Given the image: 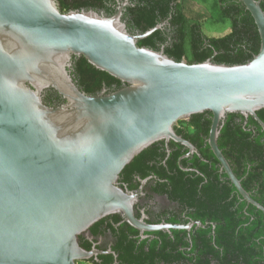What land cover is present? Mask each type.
<instances>
[{"label": "water", "instance_id": "1", "mask_svg": "<svg viewBox=\"0 0 264 264\" xmlns=\"http://www.w3.org/2000/svg\"><path fill=\"white\" fill-rule=\"evenodd\" d=\"M241 1L257 24L261 48L249 62L228 65L177 61L164 47L140 46L162 24L131 32L124 21L129 0H117L112 15L63 12L57 0H0V264H78L112 253L86 249L80 236L91 239L92 226L116 214L141 238L206 227L201 221L149 223L136 210L148 179L133 191L120 178L159 141L168 153L170 141L186 146L182 158L200 155L176 126L208 111V143L221 171L264 213L218 144L228 113L252 116L264 129L258 115L264 109V9L261 0ZM75 56L125 86L86 93L71 74ZM51 90L65 102L48 104Z\"/></svg>", "mask_w": 264, "mask_h": 264}, {"label": "trees", "instance_id": "2", "mask_svg": "<svg viewBox=\"0 0 264 264\" xmlns=\"http://www.w3.org/2000/svg\"><path fill=\"white\" fill-rule=\"evenodd\" d=\"M63 12L94 9L112 15L117 0H57ZM123 1V0H121ZM124 21L133 33H144L158 24L162 27L139 40L140 46L165 53L177 61L200 63L208 59L228 65L249 62L261 48V36L252 14L241 0H190L204 4L208 11L189 14L188 0H129ZM264 9V0H261ZM229 26L221 36H210L206 27ZM71 74L77 85L91 95L105 88L116 91L125 84L109 73L97 69L84 57H74ZM45 100L60 105L65 100L55 91H47ZM264 121V109L258 112ZM212 113L192 115L176 126L178 134L191 141L200 155L188 153L181 143L165 141L146 148L126 166L120 178L123 187L137 191L142 180L147 196L166 197L173 209L166 211L173 224L201 221L191 231L146 232L139 230L119 214L108 216L91 228L92 235L111 231L115 236L112 255L102 254L94 264H264V213L242 198L209 143ZM218 144L236 176L252 198L264 206V129L250 116L228 113ZM187 168L189 170L183 169ZM137 216L141 214L137 211ZM149 223H160L157 216ZM153 235V236H151ZM86 249L92 243L81 235Z\"/></svg>", "mask_w": 264, "mask_h": 264}, {"label": "flooded vegetation", "instance_id": "3", "mask_svg": "<svg viewBox=\"0 0 264 264\" xmlns=\"http://www.w3.org/2000/svg\"><path fill=\"white\" fill-rule=\"evenodd\" d=\"M173 205L174 204L170 202L167 198L161 196L149 197L146 194L142 198L141 202L136 206V210L141 215L145 213L148 216L147 221L152 219L153 216L155 217L157 216V219L160 220V223H164V222L170 223L168 220L171 218V215H167L166 211L169 209H173ZM146 235L148 237L150 236L149 234ZM87 240L90 243H92V246H96L98 249H100L103 252L111 250L112 253H109L107 255H112V257L115 258V260H117L118 254L112 248L114 245V241L116 239L111 231H105V233L102 235H96V236L94 235L92 236L91 239L87 238ZM95 260L99 261L98 258ZM115 263L119 264L118 261H115ZM78 264H94V263L91 262V260H86V261H79Z\"/></svg>", "mask_w": 264, "mask_h": 264}, {"label": "rangeland", "instance_id": "4", "mask_svg": "<svg viewBox=\"0 0 264 264\" xmlns=\"http://www.w3.org/2000/svg\"><path fill=\"white\" fill-rule=\"evenodd\" d=\"M212 0H209V2H211ZM190 0H188V4H189ZM190 11H192V13L196 12V11H201V12H206L208 11L206 6L204 4H201L197 1H192L189 4V14ZM230 27L224 26V25H217L215 27H206L205 28V32L207 35L210 36H221L226 34L227 32H229Z\"/></svg>", "mask_w": 264, "mask_h": 264}]
</instances>
